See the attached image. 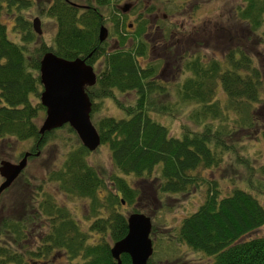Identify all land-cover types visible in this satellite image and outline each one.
Returning a JSON list of instances; mask_svg holds the SVG:
<instances>
[{"label":"trees","instance_id":"trees-1","mask_svg":"<svg viewBox=\"0 0 264 264\" xmlns=\"http://www.w3.org/2000/svg\"><path fill=\"white\" fill-rule=\"evenodd\" d=\"M91 1L86 0L82 8L65 0L42 3L44 14L56 25L48 46L36 44L37 36L23 16L34 0H0V148H11L7 139H30L29 161L39 156L40 152H34L51 132L40 135L37 131V119L44 110L38 102V66L44 52L67 59L82 57L89 64L100 57L103 68L97 72L95 84L85 89L91 101L90 112L98 105L94 99L111 98L126 117L102 116L94 126L114 166L122 173H131L142 186L132 187L113 175L107 188L86 162L88 151L82 145L67 151L55 168L46 169L38 183L22 171L10 185L15 188L12 216L0 217V264H47L58 253L66 259L60 264H116L109 248L110 241L126 233V213L120 207L137 206L139 200L148 198L152 185L159 193L182 192L197 182L194 172L217 165L224 153L233 154L235 163L245 165L247 173L259 171L264 176V163L257 170L244 154L236 152L244 147L237 143L242 139L259 137L264 142V53L257 49L251 52V45L257 46L264 35V0H243V6L233 8L226 16L240 26L229 38L232 49L227 48L218 57L194 53L183 59L186 50L176 53L171 49L178 58L180 74L188 73L175 89L177 98L173 96L194 104L186 116L197 127L182 125L179 137L169 135L166 126L149 116L150 112L170 113L176 100L164 98L168 89L156 78L155 64L141 66L137 61L146 53V42L140 34L148 25L144 14L153 6L143 5L136 17L133 41L126 48L124 37L118 35L117 48L107 49L105 40L98 41L97 31L106 19L102 9H113L112 0H94L96 5ZM112 14L110 10L107 19L114 22ZM3 17L12 21L10 29L17 42L8 38ZM160 29L164 38L185 36L180 26L164 25ZM217 85L225 93L224 103L215 98ZM114 90L134 91V103L121 104ZM157 164L158 181L154 177L155 184L147 183ZM243 181L247 189L235 186L227 194L209 187L203 201L182 218L175 231L178 241L213 257L210 264H264V234L249 235L264 225V205L255 196L264 194V182L247 175ZM49 182L65 195L89 199L87 212L92 219L86 230L80 229L70 212L42 188ZM120 261L129 264L128 255L120 254ZM146 264L157 263L148 258Z\"/></svg>","mask_w":264,"mask_h":264},{"label":"rangeland","instance_id":"rangeland-1","mask_svg":"<svg viewBox=\"0 0 264 264\" xmlns=\"http://www.w3.org/2000/svg\"><path fill=\"white\" fill-rule=\"evenodd\" d=\"M72 1L83 5L86 0ZM44 2L45 0H34L31 7L23 13V16L30 21V24L34 17L39 19L38 27L40 34L37 35L35 33L37 36L35 42L36 44L43 42L51 46L56 25L53 18L44 14ZM91 2L92 4L95 3L94 0ZM124 2H131L132 6L127 12L121 13L119 7ZM111 3L113 4V9L108 7H103L102 9L106 17L104 25L107 28V36L105 39L107 49L117 48L118 35L124 37L126 41L124 48H126L127 43L130 44L133 41L132 37L136 33V17L141 13L143 5L146 4L147 7L150 5L153 6L149 13L144 14L149 24L140 36L146 42V53L145 55L138 56L137 61L141 66L155 64L157 70L156 78L161 83H164L168 89V94L164 98L171 102H175L176 100V105L174 107L172 106L174 110L168 114L150 112L149 116L156 122L166 126L169 135L175 137L180 136L182 125H187L191 129L197 128L187 120L186 116L188 110L194 104L179 101L176 99L177 96L175 94L177 85L188 73L184 72L180 74L179 68L177 67L179 64L178 58L170 54L169 50L173 48L176 53L186 50L187 53L185 52L183 54V59H186L193 56L194 53L215 58L221 53L226 52L227 48L232 49L231 45L233 41L231 39L229 41V38L230 36L231 38L233 37V31L240 25L237 22L234 23L233 19L226 16L232 14L233 8L243 6L245 4L244 1L112 0ZM110 10H113L114 22L107 19ZM121 15H124V18ZM2 20L6 23L8 38L17 42V37L10 29L12 21L4 17ZM127 24H130V26L128 27ZM164 25H169L170 27L173 25L180 26L182 35L185 34L183 37L184 40L179 35H174L171 38H168V36L166 38L162 37L160 27ZM240 40L242 42L243 37ZM168 44L170 47H167ZM171 44L174 45L171 46ZM254 49L264 53V35H262V42L257 46L251 45V52ZM103 65L100 57L96 58L92 63L96 73L102 70ZM258 65L261 67V62ZM114 96L123 105L133 104L136 97L134 91L119 92L117 90H114ZM215 98L223 103L226 99L225 93L220 86L216 89ZM94 102L98 104L90 112V120L94 125H96L97 120L102 116H112L114 118L126 117L124 112L116 106L111 98L94 99ZM43 116L44 110L41 111L40 117L37 119L38 124L41 123ZM234 140L232 139V141ZM5 141L11 145V148L5 146L4 151H1V147L0 159H7L11 162H16L20 158V154L28 150L32 144L30 139L20 141L7 139ZM237 143L244 144V147L242 149L238 148L236 152L242 156L244 154V157L249 159L250 165L258 170V167L264 163V142L261 138L242 139ZM78 145H81L79 139L73 131H68L66 125L51 131L39 149V156L27 162L24 169L25 176L33 183H38V178L40 180L43 177L46 169L50 170L55 168V165L59 164L65 158L67 151L75 149ZM85 160L95 170L96 174L102 178L107 188L110 186L111 176L113 175L122 177L132 187L140 184L136 182L138 181L137 178L131 173H122L114 166L110 158L109 150L105 144H99L95 150L88 152L85 155ZM247 172L248 169L245 165L238 162L235 163L233 154L224 153L217 165L211 168H202L194 172L198 180L188 189L175 193H159L152 189V185L151 193L146 191L149 194L148 198L144 201L139 200L137 206L135 204H123L120 207V211L126 213L135 210L150 217L152 229L150 238L153 245L150 259L155 263L210 264L213 257L195 251L182 241H178L175 236V231L182 218L193 212L203 201L209 187H215L221 194H227L235 186L247 189L243 181L246 175L253 177L254 180L264 182V176L259 171L253 172L252 170L250 174ZM155 173L157 175L159 174V164L154 166L153 175L146 181L147 183L153 181L155 184V178L158 181L159 178ZM33 175L37 178H31ZM1 180L2 178L0 177ZM140 185L142 186V183ZM42 188L51 195H54L53 197L57 205L62 206L70 212V216L77 221L80 229L86 230L92 219L87 212L89 204L88 198L65 195L55 190L51 182ZM14 189V187H9L0 194V217L4 216L8 219L10 215L12 216L14 207L11 205ZM100 193L104 194L105 191L100 189ZM255 196L264 205V194H257ZM250 234H264V225L253 230ZM51 261V263L48 262L47 264H60L66 261V259L62 254L58 253V255L53 256ZM36 264L40 263L36 262Z\"/></svg>","mask_w":264,"mask_h":264},{"label":"water","instance_id":"water-1","mask_svg":"<svg viewBox=\"0 0 264 264\" xmlns=\"http://www.w3.org/2000/svg\"><path fill=\"white\" fill-rule=\"evenodd\" d=\"M70 5L83 7L65 0ZM131 7L130 2L120 5L121 12H126ZM39 19L34 17L31 21L32 29L39 34ZM130 24H128V27ZM107 29L100 25L97 39L103 41ZM39 82L41 90L38 101L44 107V117L38 126V133L60 127L63 124L75 132L81 145L88 151L94 150L100 143L96 128L90 121V100L85 92V87L95 83V72L92 66L86 63L85 58L72 59L55 55L51 51L44 52L39 59ZM29 151H24L16 162L0 159V193L20 174L26 165ZM38 151L35 152V155ZM123 203V200H121ZM126 233L120 239L111 243L109 252L116 264H122L120 254L129 257V264H146L152 253V242L149 237L151 220L142 212L132 211L125 215Z\"/></svg>","mask_w":264,"mask_h":264},{"label":"flooded vegetation","instance_id":"flooded-vegetation-1","mask_svg":"<svg viewBox=\"0 0 264 264\" xmlns=\"http://www.w3.org/2000/svg\"><path fill=\"white\" fill-rule=\"evenodd\" d=\"M131 6H132V3H131ZM131 8V7H130ZM129 8V9H130ZM120 10V9H119ZM121 12V11H120ZM127 12V11H126ZM121 13H125V12H121ZM161 19H163V17H161ZM148 24H149V22H148ZM127 26H128V24H127ZM148 26V25H147ZM160 33H161V30H160ZM171 50H169V52H170ZM170 54H171V52H170Z\"/></svg>","mask_w":264,"mask_h":264}]
</instances>
